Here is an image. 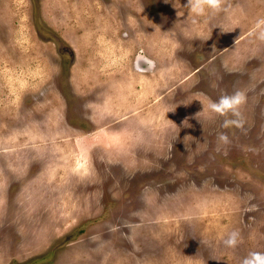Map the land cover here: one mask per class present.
<instances>
[{
  "label": "rangeland",
  "instance_id": "1",
  "mask_svg": "<svg viewBox=\"0 0 264 264\" xmlns=\"http://www.w3.org/2000/svg\"><path fill=\"white\" fill-rule=\"evenodd\" d=\"M186 3L0 0V264L264 252V0ZM236 89L244 127L224 129L203 104Z\"/></svg>",
  "mask_w": 264,
  "mask_h": 264
},
{
  "label": "clouds",
  "instance_id": "2",
  "mask_svg": "<svg viewBox=\"0 0 264 264\" xmlns=\"http://www.w3.org/2000/svg\"><path fill=\"white\" fill-rule=\"evenodd\" d=\"M224 0H187V3L183 5L188 10L189 15L195 14L196 16H204L207 12L219 13L223 10ZM174 7L176 5L174 3ZM178 9V8H176ZM178 16H180V9H178ZM256 40L264 42V18H259L256 21L253 32ZM239 38L236 40L237 43ZM143 61L147 65V68H140L139 62ZM137 68L139 71L144 72L148 69L155 68V62L147 57L137 58ZM247 102L246 93L242 90L236 89L230 94H221L215 101H209L207 105L203 104V111L207 110L215 113L218 116L224 117L221 127L229 129L236 127L243 129L244 118L241 112V107ZM201 113V112H200ZM198 113L197 116L200 114ZM218 144L230 143L229 136L226 132H220L217 134ZM240 240V234L238 231H232L228 237L224 240L226 247L234 248L238 245ZM241 264H264V252L251 251L241 261Z\"/></svg>",
  "mask_w": 264,
  "mask_h": 264
}]
</instances>
